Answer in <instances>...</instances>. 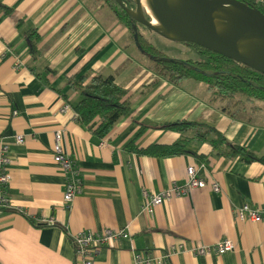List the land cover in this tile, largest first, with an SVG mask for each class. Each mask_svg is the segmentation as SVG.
<instances>
[{"label":"crops","instance_id":"crops-1","mask_svg":"<svg viewBox=\"0 0 264 264\" xmlns=\"http://www.w3.org/2000/svg\"><path fill=\"white\" fill-rule=\"evenodd\" d=\"M0 5L12 9L5 14L0 7V143L9 146L12 203L0 212V264H72V236L108 228L125 229L129 237L102 247L93 264H135L133 249L162 254L181 241L190 248L225 237L233 242L231 251H182L167 264H264V220L235 216L245 203L264 209L263 164L216 156L207 142L189 145L202 158L127 148L131 142L136 148L172 143L180 133L157 126L187 120L213 126L229 141L264 155L263 101H248L245 114L237 116L214 101L202 82L176 85L158 77L104 0H0ZM29 29L40 35L35 59L25 39ZM96 74L112 75L131 105L103 138L84 127L70 105L78 91L68 81L85 76V85ZM56 131H62L63 150L82 178L81 192L69 203L63 200L66 176L52 156ZM201 161L199 174L217 182L219 192L194 188L140 213L143 190L157 193L182 183L186 168Z\"/></svg>","mask_w":264,"mask_h":264},{"label":"trees","instance_id":"trees-1","mask_svg":"<svg viewBox=\"0 0 264 264\" xmlns=\"http://www.w3.org/2000/svg\"><path fill=\"white\" fill-rule=\"evenodd\" d=\"M121 1L129 8L135 6L132 0ZM243 1L264 13L263 7L249 0ZM104 2L115 13L120 23L128 29L137 48L149 59L150 69L158 77L176 85L186 79H194L204 83L207 90L217 97L231 98L236 95H243L247 100L255 99L264 102V74L190 43L182 44L196 52L198 58L166 57L161 50L148 42L138 32L135 20L115 0H104ZM0 7L5 14H10L12 11L6 6L0 5ZM145 17L149 20L147 15ZM25 39L32 58L39 57L40 35L37 31L29 29L25 33ZM46 72H51V70L46 68ZM85 79V76H82L76 81H68L70 87L78 91L76 102L70 105L77 114L78 121L87 129L92 130L99 138H103L121 117L130 113L131 105L127 99H124L126 90L115 84L112 75L96 74L88 83L82 85ZM157 127L178 132L180 136L169 144H150L145 148H136L131 142L127 148L151 156L165 157L191 153L202 158L197 152L189 149V145L193 141H196L197 144L207 142L212 146L216 156L231 158L239 156L247 163L259 162L264 165V155H258L244 146L229 141L220 131L206 123L177 120ZM141 133L142 131L139 130L135 138Z\"/></svg>","mask_w":264,"mask_h":264},{"label":"water","instance_id":"water-1","mask_svg":"<svg viewBox=\"0 0 264 264\" xmlns=\"http://www.w3.org/2000/svg\"><path fill=\"white\" fill-rule=\"evenodd\" d=\"M115 1L136 23L168 40L200 46L264 74V13L243 0H147L157 26L139 0H132L134 8Z\"/></svg>","mask_w":264,"mask_h":264},{"label":"built area","instance_id":"built-area-1","mask_svg":"<svg viewBox=\"0 0 264 264\" xmlns=\"http://www.w3.org/2000/svg\"><path fill=\"white\" fill-rule=\"evenodd\" d=\"M264 8V0H249ZM65 108H69L68 105ZM13 115L17 110L12 111ZM77 119V114L75 115ZM15 142L20 144L23 137L20 134L14 136ZM53 160L60 166L62 173L66 176V185L63 193V200L69 203L81 192L82 178L80 170L73 158H71L62 147V131L54 133L52 144ZM10 162L9 146L7 143H0V212L3 209L11 207L12 203L7 195L10 182V173L7 166ZM205 167L204 162L192 164L186 168V176L182 183L172 182L166 188L159 192H148L143 190L144 202L140 207V213H151L153 209L161 205L165 200L170 198L185 196L194 188H203L208 186L212 192H219L220 186L210 178H203L199 174L200 170ZM235 216L239 220L261 221L264 220V209L260 206L252 207L248 203L243 204L235 210ZM51 222L52 220H46ZM129 233L125 229L113 230L111 228L98 232L81 231L72 236L71 245L74 253L72 264H93L95 256L101 248L113 244L120 238H128ZM234 245L230 238L225 237L214 243L212 246L204 244H193L187 247L185 241H181L162 254H155L150 251H138L133 249L135 264H167L173 254L182 251H188L193 255L224 254L233 249Z\"/></svg>","mask_w":264,"mask_h":264},{"label":"rangeland","instance_id":"rangeland-1","mask_svg":"<svg viewBox=\"0 0 264 264\" xmlns=\"http://www.w3.org/2000/svg\"><path fill=\"white\" fill-rule=\"evenodd\" d=\"M136 25H137V29L139 30V33L148 37L151 44L154 45L159 50H161L166 55V57L177 58V59L198 58L196 52H194L190 47L179 42L168 40L165 37H162L161 35L157 34L151 29H148L147 27L143 26L140 23H136ZM131 40L132 37L130 35V41ZM211 95L214 101L220 104V106H222L227 112L235 114L237 116H243L245 114L243 110L247 109L248 101H252V100H247V98L243 95H236L231 98L228 97L222 98V97H217L213 94ZM254 100L255 99H253V101Z\"/></svg>","mask_w":264,"mask_h":264},{"label":"bare ground","instance_id":"bare-ground-1","mask_svg":"<svg viewBox=\"0 0 264 264\" xmlns=\"http://www.w3.org/2000/svg\"><path fill=\"white\" fill-rule=\"evenodd\" d=\"M140 1V3H141V6H142V8L145 10V12L151 17V19H152V23L154 24V25H159V22H158V20L155 18V16L153 15V13H152V11H151V9H150V7H149V5H148V2H147V0H139Z\"/></svg>","mask_w":264,"mask_h":264}]
</instances>
